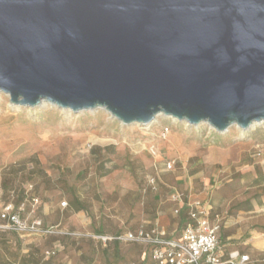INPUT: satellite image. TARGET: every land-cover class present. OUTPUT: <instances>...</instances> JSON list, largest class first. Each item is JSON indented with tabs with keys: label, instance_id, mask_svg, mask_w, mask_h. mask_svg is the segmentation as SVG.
Listing matches in <instances>:
<instances>
[{
	"label": "rangeland",
	"instance_id": "obj_1",
	"mask_svg": "<svg viewBox=\"0 0 264 264\" xmlns=\"http://www.w3.org/2000/svg\"><path fill=\"white\" fill-rule=\"evenodd\" d=\"M0 96V201L16 190L22 202L32 185L29 202L38 197L56 227L24 239L0 234V264H158L144 244L94 235L150 228L163 214L173 225L176 191L236 221L237 242L264 234V121L219 132L161 114L149 126L126 125L103 108L15 106ZM243 251L263 264L259 251Z\"/></svg>",
	"mask_w": 264,
	"mask_h": 264
},
{
	"label": "water",
	"instance_id": "obj_2",
	"mask_svg": "<svg viewBox=\"0 0 264 264\" xmlns=\"http://www.w3.org/2000/svg\"><path fill=\"white\" fill-rule=\"evenodd\" d=\"M0 92L247 130L264 121V0H0Z\"/></svg>",
	"mask_w": 264,
	"mask_h": 264
},
{
	"label": "built area",
	"instance_id": "obj_3",
	"mask_svg": "<svg viewBox=\"0 0 264 264\" xmlns=\"http://www.w3.org/2000/svg\"><path fill=\"white\" fill-rule=\"evenodd\" d=\"M169 165L172 167V162ZM32 189L30 185L25 191L27 197L18 204L14 201V191L9 200L0 201V232L19 235L25 232L43 235L56 232L55 226L47 225L39 216V198L32 195V201L29 202L28 194ZM171 200L178 204L175 209L177 214L184 209L188 214L179 237L170 236L157 224L116 236L95 234L94 237L105 243H142L148 247L151 258L158 264H245L251 261L250 255L241 254L239 250L229 252L227 256L224 254L219 239L220 216H212L210 204H204L201 199L193 200L178 191L171 195Z\"/></svg>",
	"mask_w": 264,
	"mask_h": 264
},
{
	"label": "crops",
	"instance_id": "obj_4",
	"mask_svg": "<svg viewBox=\"0 0 264 264\" xmlns=\"http://www.w3.org/2000/svg\"><path fill=\"white\" fill-rule=\"evenodd\" d=\"M170 200H171V197H170ZM172 203L174 204V208L172 210V216L175 218V219H173V221H175L173 223V225H170L171 220H169L168 214H163V215L159 216L155 225L157 224L161 229H165L170 236L176 238V237L180 236V234H181V232H182V230H183V228H184V226L188 220V214H187V211L185 209L181 213L177 214L175 212V209L178 207V204L173 202V201H172ZM0 204H1V202H0ZM210 205H211L212 216H215V215L220 216L221 228L219 230V239H220V245L222 246V250H223L224 254L227 256L229 252H232L234 250H239L241 252V254L250 255L249 252L243 251L245 247H249L255 251H259V253L261 254V262H263V264H264V242L262 241L263 239L260 240L259 245H257L255 243V239L257 238L256 236L257 235H264V234H257V235H253L250 237H245V239H243L242 241L237 242V240H239L243 236V228L241 227V228L237 229L236 231H233L232 227L236 221H234V220L225 221V217L219 211H217L216 208L212 204H210ZM45 211H46V208H43L42 206H40L38 214L43 220H44V218H43L42 214H44ZM249 221L250 220L247 218H244V217L241 218V222L244 224L248 223ZM44 222L46 223L45 220H44ZM138 230H136V231H138ZM0 234L1 235H7L9 237L12 235H17L20 239H24L27 237L24 233L19 235L17 233H12V232H0ZM113 242L116 243L118 241H111L109 243H113ZM140 244H142V243H140ZM147 249H148V247H147ZM250 258H251V255H250ZM249 263H252V259L250 262H247L245 264H249Z\"/></svg>",
	"mask_w": 264,
	"mask_h": 264
},
{
	"label": "bare ground",
	"instance_id": "obj_5",
	"mask_svg": "<svg viewBox=\"0 0 264 264\" xmlns=\"http://www.w3.org/2000/svg\"><path fill=\"white\" fill-rule=\"evenodd\" d=\"M0 99H1V96H0ZM45 102H47V101H46V100H43L41 104H45ZM66 110H71V109H66ZM81 111L84 112L85 110H81ZM160 115H161V113L158 114V115L156 116V118H155L151 123L146 124V126H149V125H151V124H153V123L159 121V116H160ZM257 123H260V122H255V123H253V125H252L251 127H252V128L255 127ZM226 151H227V150H226ZM226 154H227V153H226ZM261 239H263L262 241L264 242V235L261 236V237H257V238L255 239V243H256L257 245H259Z\"/></svg>",
	"mask_w": 264,
	"mask_h": 264
},
{
	"label": "trees",
	"instance_id": "obj_6",
	"mask_svg": "<svg viewBox=\"0 0 264 264\" xmlns=\"http://www.w3.org/2000/svg\"><path fill=\"white\" fill-rule=\"evenodd\" d=\"M14 191V201H15V203L16 204H18L17 202H16V197H18V194H16V190H13ZM11 195V194H10ZM10 199V197H8V199H6V200H3V201H7V200H9ZM20 203V202H19ZM13 233V232H12ZM148 252H149V250H148ZM150 254V253H149Z\"/></svg>",
	"mask_w": 264,
	"mask_h": 264
}]
</instances>
